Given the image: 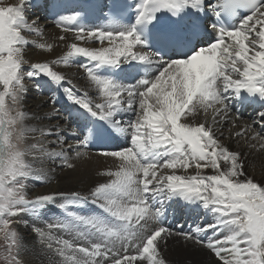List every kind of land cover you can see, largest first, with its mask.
I'll use <instances>...</instances> for the list:
<instances>
[{
	"label": "snow or ice",
	"instance_id": "snow-or-ice-1",
	"mask_svg": "<svg viewBox=\"0 0 264 264\" xmlns=\"http://www.w3.org/2000/svg\"><path fill=\"white\" fill-rule=\"evenodd\" d=\"M27 3L0 0V235L8 264H24L15 225L27 226L25 215L40 220L58 197L64 201L58 204L63 217L44 228L32 225L41 250L50 254L48 264H166L159 242L171 230L156 226L161 210L153 206L174 198L211 213V220L176 233L206 250L211 264H264V183L246 173L240 151L221 143L232 101L250 100L262 109L258 121L240 125L231 136L244 137L249 149L264 151V0H137L132 23L123 21L128 5H77L56 13L53 24L88 46L69 43L63 57L51 63L28 58L30 44L45 51L53 45L29 39L43 38L44 29L38 19L28 20ZM99 13L109 17L103 26L81 22ZM158 14H167L168 22L161 24ZM75 57L86 61L78 67L89 91L94 90L91 95L79 94L51 66L67 65ZM41 77L53 91L62 90L70 105L111 129H73L76 149L101 134L127 138L126 146L100 152L115 158L118 166L106 173L107 182L84 195L26 196L30 179L47 177L33 161L59 160L58 167H74L63 148L49 151L41 139L26 141L36 129L25 127L21 110L25 81L40 89ZM200 113H211L210 122L195 123ZM232 126L237 127L235 121ZM46 135L59 137V132L49 129ZM76 155L85 154L77 150ZM189 169L195 173L187 174ZM207 169L213 174H205ZM85 206L100 213L70 210ZM53 229L72 239L54 235Z\"/></svg>",
	"mask_w": 264,
	"mask_h": 264
},
{
	"label": "bare ground",
	"instance_id": "bare-ground-1",
	"mask_svg": "<svg viewBox=\"0 0 264 264\" xmlns=\"http://www.w3.org/2000/svg\"><path fill=\"white\" fill-rule=\"evenodd\" d=\"M9 3H17L18 0H7ZM33 0H28L26 5V16L29 21L33 19H38L39 25L44 29L43 38L30 36L29 39L36 40L37 43H51L53 49L51 51H45L43 49H37L34 45H29L28 58L32 62H48L51 63L53 60H59L67 52V45L69 43H77L80 46H88V44L75 41L72 34H64L57 29L53 21L49 19L48 15H43L40 13L31 14L28 7ZM72 0H50L49 9L58 13L63 11L59 8V5L69 3ZM60 35H66L67 39L64 41L59 40ZM91 43V42H89ZM53 70L58 71L60 74L64 75L66 79H70L72 84L75 85L76 89L80 92L87 91L88 82L86 76L83 75V71L76 68L75 66L69 64H64L63 61L58 64L51 65ZM40 79H44L41 77ZM28 91L25 95L24 101L21 105V110L26 114L25 127L29 129H36L35 133H29L26 136V141L29 144L35 143L37 139H41L49 151L55 149L59 151V148H65L63 140L67 143H73L76 141L72 137L68 122H66L64 117H61L57 110L50 106L47 97L42 96L39 89H37L34 83L25 81ZM39 83H42L39 80ZM42 91V90H41ZM53 92V91H50ZM55 94H62L61 91H55ZM64 97V96H63ZM211 120V114L207 117L200 113L194 119L195 123H207ZM235 121L237 127H232V122ZM68 123V124H67ZM250 124L247 121L239 120L234 117L231 113L229 115V122L223 127V136L221 137V143L224 144L229 150L240 151L243 154V160L245 162V171L251 176L255 181L264 183V151L257 149H249L248 144L245 142L244 137L239 139L233 138L231 133L239 131L240 125ZM52 129L59 132V137L46 135L47 130ZM65 131V132H64ZM41 132L45 135L41 136ZM64 132V133H63ZM66 134L71 135L66 138ZM219 136L220 133L217 132ZM59 141V142H57ZM80 151L84 154H89L85 152L84 147L74 150V154L69 152L67 149V156L69 157L70 163L74 165L73 168L69 169L67 167H58L60 163L57 160L55 163L51 159L46 160H36L33 161L36 168H42L47 174L45 179H39L33 177L28 181V189H35L40 186H44V191L39 195H50L54 193H70L72 191L80 192L84 195L87 190L94 187L95 184L99 182H106L108 176L105 173V164L102 161H98L89 157L81 156L77 157L76 152ZM90 156V155H88ZM92 157V156H91ZM119 163V162H118ZM222 167H224L222 163ZM187 174H194L195 169H189ZM177 174H185L181 170H177ZM205 174H213L211 169H207ZM64 201L58 197L57 203L48 205L43 209L41 213V219L37 220L34 216L25 215L23 217L26 220L27 226L24 223L18 224L20 238L24 250L21 253V257L26 264H48V255L42 251V245L39 243L38 238L32 232V225L36 224L39 227L44 228L46 223L54 222L55 220L63 217L64 213L59 209L58 204ZM201 212L200 223L205 222V220H211V213L205 215V210L200 207ZM53 234L61 236L64 239H72L66 232L59 229H53ZM166 241V243H165ZM160 240V252L163 253V258L166 264H211L212 257L206 250H201L199 246L193 245L191 242H186L182 236H171ZM58 259V257L56 258Z\"/></svg>",
	"mask_w": 264,
	"mask_h": 264
},
{
	"label": "rangeland",
	"instance_id": "rangeland-1",
	"mask_svg": "<svg viewBox=\"0 0 264 264\" xmlns=\"http://www.w3.org/2000/svg\"><path fill=\"white\" fill-rule=\"evenodd\" d=\"M4 2L5 3H9V1H7V0H4ZM30 61L32 62V60H30ZM0 90H2V89H0ZM44 190H45L44 189V186H40V188L37 187V189L36 188L35 189H27L26 196H27L28 199H35L36 198V195L37 194H40ZM49 206H50V204L48 205V207ZM51 206H52V204H51ZM15 227H16V230H17V232L19 234V229L17 228L18 225H15ZM19 236H20V234H19ZM6 255H7V247H6V244H5L4 240H3L2 235H0V264H8V261L5 259V256ZM161 255L163 256V253ZM22 260H23V258H22ZM26 263L27 262L24 261V264H26Z\"/></svg>",
	"mask_w": 264,
	"mask_h": 264
}]
</instances>
